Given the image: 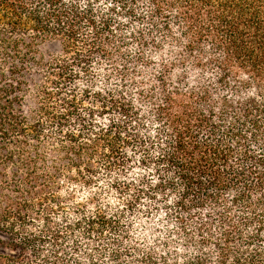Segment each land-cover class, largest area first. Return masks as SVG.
<instances>
[{
    "label": "trees",
    "instance_id": "16d2710c",
    "mask_svg": "<svg viewBox=\"0 0 264 264\" xmlns=\"http://www.w3.org/2000/svg\"><path fill=\"white\" fill-rule=\"evenodd\" d=\"M0 264H264V0H0Z\"/></svg>",
    "mask_w": 264,
    "mask_h": 264
}]
</instances>
